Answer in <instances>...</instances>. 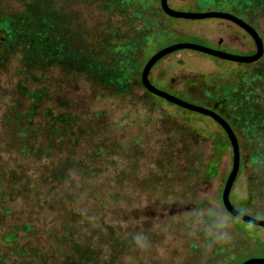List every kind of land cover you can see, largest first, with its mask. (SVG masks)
<instances>
[{"label": "rangeland", "instance_id": "rangeland-1", "mask_svg": "<svg viewBox=\"0 0 264 264\" xmlns=\"http://www.w3.org/2000/svg\"><path fill=\"white\" fill-rule=\"evenodd\" d=\"M54 1L65 13L63 41L78 52L100 51L110 25L120 34L135 30L125 25V9L106 10L98 1ZM5 2L19 7L18 1ZM168 2L181 11L206 7L240 15L255 22L264 38L259 11L245 17L240 0H187L198 8ZM168 18L172 31L141 58L127 92L72 70L64 57L43 70L24 68L18 53L0 59V264H60L68 256L79 261L86 252L95 258L89 264L108 259L112 264H225L214 260L200 219L212 215L222 235L238 222L221 201L232 163L229 140L210 117L147 91L140 73L154 52L173 43L223 51L209 38L232 40L238 27L222 18ZM187 68L190 77L206 71L216 76L186 79ZM250 70L260 84L257 97L264 109V57L248 67L180 49L156 61L148 78L189 103L215 110L214 101L222 112L221 101L231 96L223 89L231 84L238 91L251 78ZM173 72L177 80L170 85ZM235 133L241 157L230 200L242 213L264 220V155L250 159L253 142L244 132ZM259 133L255 145L264 147V126ZM215 138L229 144L218 155ZM212 157L216 173L210 168L214 160L205 165ZM244 225L256 230L257 238L238 236L251 246L240 261L264 258V227Z\"/></svg>", "mask_w": 264, "mask_h": 264}, {"label": "trees", "instance_id": "trees-1", "mask_svg": "<svg viewBox=\"0 0 264 264\" xmlns=\"http://www.w3.org/2000/svg\"><path fill=\"white\" fill-rule=\"evenodd\" d=\"M15 1L19 2V7L13 8L6 4L5 0H0V59L2 61H5L11 53H18L24 68L43 70L52 61L62 60L64 57L66 60L64 63H68L66 65L72 70L83 72L92 80L97 78L99 81L109 82L119 92L128 91L130 82L134 81L138 74L141 58L149 48L155 45V42L160 38L168 36L169 31H172L170 29L172 21L161 11L159 0H89L102 2L106 10L121 11L125 9V25L130 29L135 26V30L133 29L128 34H120L118 27L110 25L104 41L101 42L100 51L96 52L90 48L88 51L78 52L63 41L66 28L65 13L56 6L54 0ZM238 8L244 10L242 13L245 17L251 15L254 10H258L260 22L264 23V0H240ZM106 57L111 59L108 60ZM263 57L264 55L261 58ZM248 73L251 78L245 81L238 91L232 90L230 87L232 79L224 80L225 83L230 84L227 90L223 89L224 93L231 91L229 94L231 96L225 97L221 101L223 108L220 115L229 121L227 122L234 132L242 131L247 134L250 141L253 142L250 159L258 161L264 155V147L255 145L259 140V132L264 126V109L260 107L261 100L257 97L260 84L255 82L256 76L251 70ZM237 81L239 82V80H235V83ZM263 85L261 84L262 87ZM210 103H214V101ZM223 141H225L224 138L214 139L215 155L221 154L229 145L228 143L223 145ZM212 160L214 162L210 166ZM206 163L205 165L210 166L216 173L217 159L212 157ZM203 174L211 177L207 172L205 174V171ZM244 199L249 204L250 194ZM197 206L199 207V205ZM200 220L203 223V232L206 231L209 234L205 241L212 247L216 262L217 260H226L225 264H240L242 262V260L240 261L241 255L251 246L240 242L238 236L257 238L256 230L253 232L247 225H244L252 224L239 219H237L238 222L232 221L233 230L228 235H222V232L218 231L222 227L218 225L212 215H203ZM86 253L79 261H74L72 256H68L67 260L60 264H89L88 262L95 258L93 253L92 255ZM214 260L211 263H216ZM100 264L112 263L108 259Z\"/></svg>", "mask_w": 264, "mask_h": 264}, {"label": "water", "instance_id": "water-1", "mask_svg": "<svg viewBox=\"0 0 264 264\" xmlns=\"http://www.w3.org/2000/svg\"><path fill=\"white\" fill-rule=\"evenodd\" d=\"M159 5L163 13L166 15L173 17V18H184V19H202V18H222L229 21H232L239 25L241 28H243L246 32H248L256 45V52L251 55H237L232 54L224 51H220L214 48H210L207 46L194 44V43H173L167 46H164L154 52L144 63L141 73H140V81L143 87L149 91L150 93L157 95L164 100L176 104L182 108H185L187 110L206 115L213 119L225 132L226 137L229 140L231 151H232V163H231V169L226 177L222 192H221V201L222 205L225 208V210L235 217L236 219H239L243 222L250 223L255 226L264 227V220L254 218L250 215H247L245 213H242L238 209L234 207L230 200V192L232 189V186L234 184V181L237 177L239 166H240V146L238 142V138L236 133L234 132L233 128L230 126V124L226 121V119L221 116L218 112L215 110L198 106L192 103H189L187 101H184L176 96H173L165 91H162L155 87L148 78L149 72L152 68V66L163 56L176 51L180 49H191L196 50L208 55L216 56L221 59H227L232 60L236 62L241 63H252L257 60H259L263 53H264V43L263 39L260 36V34L254 29L247 21L240 18L239 16L230 13V12H224V11H203V12H194V11H181L177 10L173 7H171L168 3V0H159ZM240 264H264V258H247L243 260Z\"/></svg>", "mask_w": 264, "mask_h": 264}, {"label": "flooded vegetation", "instance_id": "flooded-vegetation-1", "mask_svg": "<svg viewBox=\"0 0 264 264\" xmlns=\"http://www.w3.org/2000/svg\"><path fill=\"white\" fill-rule=\"evenodd\" d=\"M177 1H179V2H181V3H183V4H186V6H193V7H195V8H198V6L196 5V3H192V2H187V0H177ZM169 3V2H168ZM205 9H206V7H204ZM178 9V8H177ZM205 9H203V10H201V11H207V9L205 10ZM180 10H184V9H180ZM198 11H200V10H198ZM165 14V13H164ZM166 15V14H165ZM235 15H237V14H235ZM168 16V15H167ZM237 16H239L240 18H242V19H244L245 21H247L254 29H256V31L260 34V36H261V33H260V29H259V27H258V25H256L255 24V22H251V21H249V20H247L246 18H243V17H241L240 15H237ZM255 16L256 17H259V13H256L255 14ZM255 20V19H254ZM256 20L258 21L259 19L258 18H256ZM234 23V22H233ZM236 24V23H235ZM237 25V24H236ZM237 27H238V29H239V31H238V29H237V33L238 34H235L234 36H235V38L233 37V39L231 40H229V38H228V40L227 41H225V40H222V41H213L211 38H209V40L212 42V43H214V44H216V45H219V46H223V47H225V49H221V48H219V49H221V50H223V51H225V52H229V53H232V54H237V55H251V54H253V53H255L256 52V45H255V42H254V40H253V38H252V36L248 33V32H246L243 28H241L239 25H237ZM240 34V35H239ZM262 37V36H261ZM262 39H263V43H264V38L262 37ZM245 40L247 41V43L245 42ZM241 45H243V46H245V48H243ZM263 55H264V53H263ZM262 55V56H263ZM210 56H212V55H210ZM212 57H214V58H218V57H216V56H212ZM218 59H221V58H218ZM261 59V58H260ZM260 59L259 60H257V61H255V62H252V63H241V62H236V61H232V60H227V59H221V60H227V61H229V62H231V63H233V64H238V65H240V64H245V65H248V67H251V66H253V65H255L258 61H260ZM197 69H199V67H196ZM189 72H192V70H191V68H187V71L186 72H183V74L185 75L184 76V78H186V79H194L195 81L196 80H199L200 78H202V76L200 75V74H203L204 76L205 75H208V76H211V75H213V76H216V74L215 73H211V72H209V71H206L207 73L205 74V73H199V72H197V75H196V73H194L193 74V76L192 77H190V75L188 76V74H189ZM174 74H175V72H173L172 73V76H170V78H169V84L170 85H174V83H175V81L177 80V78L176 77H174ZM210 83H208V84H205L204 82H203V85H205L206 87H207V85H209ZM207 92H209V90L207 89ZM202 96V95H201ZM203 98H205V99H207L206 97H204V96H202ZM216 104V103H215ZM214 103H211V105H212V107H214V109H215V111H217L218 113H220L221 114V111H219V105L217 106V105H215Z\"/></svg>", "mask_w": 264, "mask_h": 264}]
</instances>
